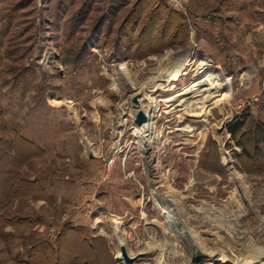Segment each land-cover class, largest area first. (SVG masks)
<instances>
[{"label":"rangeland","instance_id":"obj_1","mask_svg":"<svg viewBox=\"0 0 264 264\" xmlns=\"http://www.w3.org/2000/svg\"><path fill=\"white\" fill-rule=\"evenodd\" d=\"M185 54L163 95L211 72L224 96L204 105L205 120L169 123L187 131L160 126L169 150L157 170L131 151L108 166L120 104ZM0 107L31 141L0 140V264H122L116 223L130 264H235L221 252L263 245L264 0H0ZM77 226L110 250L87 245ZM187 230L214 261L195 254Z\"/></svg>","mask_w":264,"mask_h":264},{"label":"built area","instance_id":"obj_2","mask_svg":"<svg viewBox=\"0 0 264 264\" xmlns=\"http://www.w3.org/2000/svg\"><path fill=\"white\" fill-rule=\"evenodd\" d=\"M151 89H153V87L148 88L146 93L134 90L128 94L126 99L120 104V114L116 119V128L114 129L117 135L115 138L116 143L112 146L106 160L108 166H112L115 163L117 155L121 152L126 151L123 156L126 158L128 152L130 153L131 151L140 158V163H142L145 169L156 168L157 170L158 165L166 157L169 150V141H167L166 137H162L160 126H162V128L165 126L168 127L169 132H172L174 129L181 130L186 127L178 123L188 114H184L182 110L175 108L176 103L169 105V103L164 101L167 96L163 95L164 90L163 92H159V90H162L159 89L153 92ZM144 94H149L151 97L144 99ZM134 99H137V101L135 102ZM140 99H142L141 102ZM142 103L145 105V108L141 107ZM143 110L146 113L147 119L141 124H138L136 121L137 115ZM190 119H196V116L191 115ZM165 121H168V123H165ZM172 121L178 123L171 127L169 123ZM142 128H145V130ZM188 129H191V127ZM125 136H127V138L125 142H122ZM155 176L161 177V174L155 173ZM155 206L158 208L160 207L157 205L156 201Z\"/></svg>","mask_w":264,"mask_h":264},{"label":"bare ground","instance_id":"obj_3","mask_svg":"<svg viewBox=\"0 0 264 264\" xmlns=\"http://www.w3.org/2000/svg\"><path fill=\"white\" fill-rule=\"evenodd\" d=\"M187 57L188 56L186 54L183 55L182 60L176 65V67H174V69L171 70L170 73L167 74L166 76L164 75V77H160L158 79V82H156V85H154L153 89H151V91L154 92V91L159 90V89L167 91V90H170L171 88H173L174 85H172V82L177 80L181 76L182 71H184V69H185V64L187 63ZM207 63L208 62L202 61L201 65H203V67H205L207 65ZM210 67L212 68L211 70H213V67L212 66H210ZM119 70L122 71L123 69L120 68ZM219 86H220L219 85V79H218L216 73L214 74V73L209 72L208 74H206V76L202 77L200 79V81H197L195 83L187 85L185 89L183 88L181 90H176L175 92H172L171 95H167L166 98L164 99V101L169 103V105L176 103L175 108H178V110H182L184 112V114H186V113L191 114V115L200 117L201 120L202 119L205 120L207 113L204 110H202L204 105L206 106V109H208L209 107L215 105V103L218 100H220L221 97L224 96L223 91H221ZM133 89H135V88H133ZM140 91H141V89H140ZM144 95H146V94H144ZM190 95L192 97H195L192 101H189ZM147 96H144L143 98L147 99V98L151 97L149 94H147ZM141 100L142 99H140V102H141ZM144 106L145 105H143V103H142L141 107H144ZM143 112L146 115L144 110H143ZM148 124H149V122H148ZM190 127H191V125H187L186 127L182 128L181 130L187 131L188 128H190ZM142 129L145 130V128H142ZM166 200L167 199L163 198V196H161V195H159L157 198L158 205L161 207V209L166 210L165 215L168 217H171V215H169V214H170V212L173 211V208L171 207V204L169 202H167ZM174 220H176V218H174ZM178 221H179V219H178ZM174 222L178 223L177 220ZM211 222H213V220H211ZM172 223H173V219H172ZM175 223L172 224V227L179 231L177 235H178L180 240H183L182 239V237H183L182 231L179 230L175 226ZM208 223H210V222H208ZM114 232H116V238L118 240V243H117V245H118L117 246L118 247V253H117L118 261L121 262L122 264H128V263L130 264L132 261V258L136 254H134L132 252L129 253L126 250V256H124L121 252V248L125 246V237H124V233L122 232L121 228L119 227V225L117 223H116ZM187 233H188L187 237L189 239L191 238V242L193 243V245L196 246V248L198 250H200V252L204 255L203 258L207 257L206 259L211 260V262L214 261L215 259L213 257L217 253L211 252L210 249L207 248L206 244H204L202 242L201 238H198L194 233H192L189 230H187ZM261 236L258 235V238L260 239V243L263 244L262 246H260L258 244H254L252 242V247L255 251L253 254L251 253V255L250 254L249 255L248 254L239 255L237 253L235 254L234 252H231L230 254L226 253V252H221L219 259H222L223 261H234L235 264H256L257 262L260 263L261 261H262L261 263L264 264V238H262L263 236L262 237ZM237 238H242V236H237ZM168 244L173 245L171 241H168ZM126 258H127V261H126ZM156 264H167V262L165 261L164 258L161 257L157 260Z\"/></svg>","mask_w":264,"mask_h":264},{"label":"trees","instance_id":"obj_4","mask_svg":"<svg viewBox=\"0 0 264 264\" xmlns=\"http://www.w3.org/2000/svg\"><path fill=\"white\" fill-rule=\"evenodd\" d=\"M228 124H229L228 125V130H229L230 134L233 135V136H237L238 134H240V132H241L243 126H244V123L241 120L232 121V122H230ZM260 131L261 132H259V137H257V139H256V142H257L256 144H258V145L262 144V142H264V127H262L260 129ZM4 138L5 139L8 138L9 141L10 140L15 141V140H17L19 138H25V137H23V135H20L19 133H15V135L12 133V130L8 127V124H6L5 116L3 115L2 109L0 107V140L4 139ZM26 140L30 141L29 139H26ZM0 144H1V141H0ZM239 144H241L240 141H239ZM4 150H3V148L0 145V159H1V157H3V154H7L8 153L7 148H4ZM12 152L14 153L15 151H12ZM6 203L7 202L1 203V207L5 208L6 207ZM75 229H79L81 231V233L85 234L84 238H85V241L87 242V245L92 246L93 248H95L96 241L97 240L100 241V240L103 239L104 240V244L107 247V250L108 251L110 250L109 242L107 241L106 238H104V237H97L96 238V237H93V236L90 237L88 234L85 233L86 232L85 229H83L81 227H78V226L75 227ZM49 244H50V246L52 248L54 247L55 249H57V247H56L57 245L53 246L52 243H50V242H49ZM218 264H230V263H218Z\"/></svg>","mask_w":264,"mask_h":264},{"label":"water","instance_id":"obj_5","mask_svg":"<svg viewBox=\"0 0 264 264\" xmlns=\"http://www.w3.org/2000/svg\"><path fill=\"white\" fill-rule=\"evenodd\" d=\"M135 102L137 101V99H134ZM146 120V115L144 114L143 111L139 112L138 115H137V123L138 124H141L143 121ZM121 252L124 256H126V250L124 247L121 248ZM195 254L200 258V257H204V255L200 252V250L196 249L195 250ZM126 261H127V258H126Z\"/></svg>","mask_w":264,"mask_h":264}]
</instances>
